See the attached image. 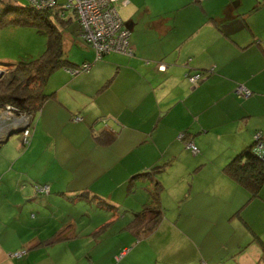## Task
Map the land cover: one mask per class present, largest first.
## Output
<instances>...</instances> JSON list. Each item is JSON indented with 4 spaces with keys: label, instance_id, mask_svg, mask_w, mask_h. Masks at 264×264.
I'll use <instances>...</instances> for the list:
<instances>
[{
    "label": "crops",
    "instance_id": "1",
    "mask_svg": "<svg viewBox=\"0 0 264 264\" xmlns=\"http://www.w3.org/2000/svg\"><path fill=\"white\" fill-rule=\"evenodd\" d=\"M121 9L133 54L95 61L80 36L63 33L64 56L91 63L90 70L55 72L44 87L53 96L33 118L28 146L17 145L15 158H0V264H59L49 250L75 239L81 219L104 214L101 224L130 225L156 181L161 219L148 234L151 219L132 227L143 241L124 242L120 264L146 242L152 264H264V184L251 197L223 171L254 135H264V0H125ZM195 73L205 76L192 85L187 76ZM238 87L250 95L240 96ZM97 131L114 140L98 144ZM38 149L61 151L63 160L71 152L93 157L94 166L107 169L66 182L35 176L28 173V151ZM97 152L106 155L95 158ZM165 163L155 182L137 179L128 188L135 175ZM78 195L107 207L85 199L74 201L85 209L80 215L56 207Z\"/></svg>",
    "mask_w": 264,
    "mask_h": 264
},
{
    "label": "rangeland",
    "instance_id": "2",
    "mask_svg": "<svg viewBox=\"0 0 264 264\" xmlns=\"http://www.w3.org/2000/svg\"><path fill=\"white\" fill-rule=\"evenodd\" d=\"M12 3L14 6L19 7L28 6L27 0H12ZM125 9H121L119 11V15L123 19L125 16ZM13 17H15L13 14L7 15L6 25L0 27V62L16 63L22 60H33L39 58L46 49L48 41L47 36L44 34H39L37 29L33 26L23 27L11 25L8 21L13 19ZM70 32L75 34V36L79 35V27L77 22L72 21L70 26L65 30L64 35ZM73 56L77 60L80 58L79 55L73 54ZM103 60L104 59L99 60V62ZM6 68V66L0 65V71L3 73L2 76L6 74ZM84 74L85 73H81L79 75ZM97 77L98 75H94L92 76V79H97ZM83 80L91 81L89 78H85ZM102 86L103 84L97 89V93ZM88 87L89 86H85L84 90H86ZM99 94L100 92L98 95ZM96 100L98 101L97 103ZM100 100V98L95 99L94 105H98ZM33 118L34 117H31L29 114L16 113L15 107L10 104L0 109V136L6 131L2 136V139L4 140L10 134V139L8 138L10 143L0 151V158H15L18 156V151H20L21 148L26 147L24 145V141L21 143V140L24 132L31 128V122ZM21 121L23 122L20 125H17ZM25 121H28L27 126L23 125ZM11 122V127L9 126L7 128L9 125L8 123ZM97 124H99V122ZM98 134H100L99 131L94 132L93 137H97L96 135ZM17 145H19L21 148L17 149ZM29 148L30 146L28 147V150ZM100 153L106 155V152H97L95 154V158H97ZM88 158L89 157H85L84 159L74 156L73 152H71L70 157H67L65 160H63L61 151L55 150L53 153L48 154H46L41 149L28 151V173L35 176L49 175L56 178L61 176L63 181L66 182L67 180L75 179L73 178V174L75 173L95 172L104 174L106 172L107 168L104 166H94L97 162H93V160L95 161L93 157L90 159ZM158 175H162V173ZM112 178L115 182H118L121 176L119 175ZM80 183L81 182L72 181V184L74 185H78ZM80 196L83 198L87 197L86 195ZM75 200L77 199H70L69 202L71 204L68 202L65 203L64 206L62 203H58L56 207H60V211H63L64 213H69L71 209L74 208V214L76 213L80 215L85 211V209L82 208L83 206L81 203L75 204ZM94 204L98 207L100 205L99 199H95ZM168 213L170 212L168 211ZM105 219L106 217L104 214H101V216H99L97 219H93L90 222L85 221L86 219H81L79 222L80 228L77 230L78 232L76 233V238L71 242L64 244L63 246L58 245L56 248H51V250H49L51 258L59 264H91L90 259L93 260V264H120L122 257L121 253L125 251V249H123L124 247H122L123 243L133 238L134 242L143 241V237H140V235L138 236L136 234L138 229L135 228L133 230L132 225H129V223L127 225L115 224L116 222L113 224L109 222L101 224L103 221H105ZM81 227H85V231H82ZM80 232H83L84 234H80ZM129 248L130 247H128V249ZM138 249L139 248H137V250L134 252L132 261H128L126 263L123 262L122 264H152L153 258L147 242L144 244V249L140 253L138 252Z\"/></svg>",
    "mask_w": 264,
    "mask_h": 264
},
{
    "label": "trees",
    "instance_id": "3",
    "mask_svg": "<svg viewBox=\"0 0 264 264\" xmlns=\"http://www.w3.org/2000/svg\"><path fill=\"white\" fill-rule=\"evenodd\" d=\"M9 14L15 16L8 21L11 25L23 27L33 26L37 29L39 34L46 35L48 41L45 51L37 59L22 60L16 63L0 62V65L7 67L6 74L0 78V109L10 104L15 107L16 113L29 114L31 117H36L44 103L53 96V94H46L44 92V87L55 72L58 70H65L68 73V70L79 69L83 64L91 63L85 62L76 65L64 56L63 33L70 26L72 21L77 22L79 27L78 36H80L81 27L75 17L62 18L55 11H38L31 8L29 5L26 7H19L14 6L13 3L9 1L1 0L0 27L6 25V16ZM28 132L30 136L31 130L29 129ZM96 136L97 137H94L95 141L101 145L107 146L114 140V136L106 131ZM6 140V138L4 140L1 139L0 144L4 143ZM29 141L28 138V143H26L25 146H28ZM254 144L255 143L237 154L223 170L237 184L246 188L250 192L251 197L258 196L264 184V159L254 152ZM167 166L168 164L166 163L153 166L147 172L135 175L128 181V188L137 179H146V181L155 182V177L161 174ZM161 192L162 185L156 181L152 189L148 192L150 201L144 204L141 210L133 215V220L130 224L132 227L134 225H139L147 219H151L150 223L143 230V233H151L156 228L162 216L159 203ZM88 198L90 197L83 198L78 195L74 199H85L91 202L95 201V199L92 200ZM99 204L100 207H107L105 201L100 199ZM261 246L264 252V245Z\"/></svg>",
    "mask_w": 264,
    "mask_h": 264
},
{
    "label": "built area",
    "instance_id": "4",
    "mask_svg": "<svg viewBox=\"0 0 264 264\" xmlns=\"http://www.w3.org/2000/svg\"><path fill=\"white\" fill-rule=\"evenodd\" d=\"M28 5L38 11H55L60 17H75L80 24V38L93 49L95 61L102 59L111 53L131 56L130 32L124 25L118 14V5L125 0H27ZM201 2L203 0H196ZM91 64H83L79 69L68 70L71 75L79 72H88ZM204 78L203 73L188 75L187 79L192 85H196ZM236 92L242 97H248L250 91L238 87ZM18 123L19 125L22 123ZM28 125V121L23 123ZM29 132L26 130L22 136L24 145L28 143ZM183 138L180 136V139ZM254 152L264 159V136L260 133L254 135ZM192 154H197V148L188 143ZM39 189V188H36ZM45 189L41 188V191ZM25 252L15 253L14 257H20Z\"/></svg>",
    "mask_w": 264,
    "mask_h": 264
},
{
    "label": "water",
    "instance_id": "5",
    "mask_svg": "<svg viewBox=\"0 0 264 264\" xmlns=\"http://www.w3.org/2000/svg\"><path fill=\"white\" fill-rule=\"evenodd\" d=\"M2 74H3L2 71H0V77L2 76ZM20 131H21V130H20ZM11 135H12V134H11ZM9 137H10V134L8 135V137H7L6 139L8 140ZM7 140H6V141H7ZM6 141H5V142H6Z\"/></svg>",
    "mask_w": 264,
    "mask_h": 264
}]
</instances>
